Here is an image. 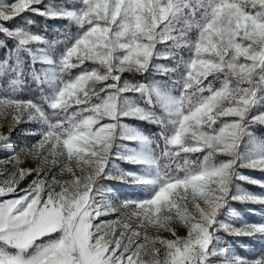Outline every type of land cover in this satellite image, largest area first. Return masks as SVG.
<instances>
[{"label": "snow or ice", "instance_id": "snow-or-ice-1", "mask_svg": "<svg viewBox=\"0 0 264 264\" xmlns=\"http://www.w3.org/2000/svg\"><path fill=\"white\" fill-rule=\"evenodd\" d=\"M5 126L0 264H264V0H0Z\"/></svg>", "mask_w": 264, "mask_h": 264}, {"label": "rangeland", "instance_id": "rangeland-1", "mask_svg": "<svg viewBox=\"0 0 264 264\" xmlns=\"http://www.w3.org/2000/svg\"><path fill=\"white\" fill-rule=\"evenodd\" d=\"M53 2H55V0H53ZM49 38H53V36H49ZM33 128H34V125L32 122H27L25 124L17 126L15 131L12 133V137H11L12 141H14L17 145H21V146L26 143L34 142L35 138L29 135V131L32 130ZM6 129H7V126H5L3 129H0V131H6ZM6 155H7L6 153L0 152V159L5 158ZM115 163L121 168L126 167L123 161L116 160ZM33 164H34V161H27L25 166H31ZM113 171L115 172V169H113ZM243 171L245 175H250L258 179H264V176H262V174L257 171H251V170H243ZM28 182L29 181H25L21 185V187H26ZM106 186L111 188L113 191H115L117 194L121 195L122 197L128 196V195H137V194H133L126 186L122 185L119 181H116V180L107 181ZM242 187L252 192L258 193L261 191V189L251 184L242 183ZM6 198H11V197H6ZM0 199H4V198H0ZM231 207L236 213L239 214V216L243 220H246L248 222H257V221H260L262 218H264V211H262L260 206L258 205L241 204L239 202H232ZM251 211L255 213V216L248 214V212H251ZM256 212L258 213L256 214ZM179 234L183 235L184 230L181 229L179 231ZM246 242H247V238L230 236L228 234H222L221 243L224 246L231 247L232 249H234L235 251L239 253L244 254L247 252V249L244 247Z\"/></svg>", "mask_w": 264, "mask_h": 264}, {"label": "trees", "instance_id": "trees-1", "mask_svg": "<svg viewBox=\"0 0 264 264\" xmlns=\"http://www.w3.org/2000/svg\"><path fill=\"white\" fill-rule=\"evenodd\" d=\"M64 1V0H62ZM61 0H55L56 3H61ZM32 19H34L35 23L32 25V29L34 31H41L43 32L45 29H47L46 34L48 36H55L59 31H63L64 30V25L67 23L66 21H60V20H45V18L43 17H39V16H33L31 17ZM17 23H22V21H17ZM129 80H140L143 81V77L136 75H130L127 74L126 77ZM26 96H33L35 95L34 93L31 92H26L25 93ZM129 123H134L129 121ZM148 128V126H141V130L146 131ZM256 134L257 136H264V129H256ZM258 212H256L257 214ZM248 214L255 216V213L253 211L248 212Z\"/></svg>", "mask_w": 264, "mask_h": 264}]
</instances>
